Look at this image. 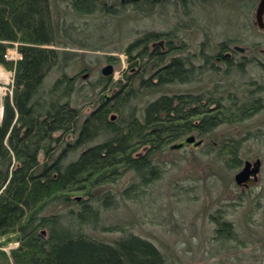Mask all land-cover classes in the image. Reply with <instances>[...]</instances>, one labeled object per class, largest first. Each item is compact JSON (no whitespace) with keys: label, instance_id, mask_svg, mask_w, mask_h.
<instances>
[{"label":"trees","instance_id":"trees-1","mask_svg":"<svg viewBox=\"0 0 264 264\" xmlns=\"http://www.w3.org/2000/svg\"><path fill=\"white\" fill-rule=\"evenodd\" d=\"M71 5L80 13L96 7L95 0H71ZM157 39L151 31L130 43L126 54L137 71L105 79L104 90L112 84L114 92L108 99L101 95L84 116L73 103L75 75L62 73L48 89L41 88L55 67L73 60L57 48L50 0H0V64L14 71L0 121V246L17 243L10 253L0 249L5 261L0 264L10 259L13 264H168L153 242L137 234L107 242L85 232V226L99 225L101 209L115 204L114 193L104 188L133 172L137 181L123 192L135 196L138 187L161 176L154 157L167 146L193 133L205 136L262 105L258 100L237 106L235 99L225 103L203 92L157 95L169 84L196 80L205 68L185 57L166 59L152 46ZM16 43L21 59L7 60ZM219 60L230 63L228 57ZM162 64L167 66L158 71ZM97 138L100 142L69 158ZM237 145L228 144L234 167L242 163ZM217 223L218 235H233L230 223Z\"/></svg>","mask_w":264,"mask_h":264},{"label":"rangeland","instance_id":"rangeland-1","mask_svg":"<svg viewBox=\"0 0 264 264\" xmlns=\"http://www.w3.org/2000/svg\"><path fill=\"white\" fill-rule=\"evenodd\" d=\"M133 1L95 0L92 13H80L71 0H50L57 48L73 53L69 55L73 60L55 67L41 88L48 89L62 73L75 75L73 103L85 116L101 95L110 97L114 92L112 84L104 90L105 79L116 81L137 71L128 62L130 43L145 32L162 31L172 33L177 47L172 56L205 68L196 80L169 84L157 95L203 92L225 103L235 99L237 106L258 100L262 106L205 136L193 133L202 140L197 148L167 146L154 157L161 176L138 187L135 196L123 192L137 181L133 172L109 183L104 189L114 193L115 204L101 209L99 225L85 226V232L107 242L137 234L153 242L168 264H264V30L254 24L260 0H169L160 8L153 0ZM235 46L245 52L234 50ZM221 53L230 54V63L219 60ZM6 55L10 61L21 59L18 44L9 47ZM108 65L113 73L104 76L102 69ZM0 67L9 74L7 80L0 79L1 121L14 71ZM97 142L100 139L79 147L69 158ZM228 144H238L241 166L234 167L229 159ZM258 158L262 161L258 181L248 187L237 185L234 177L244 162ZM39 160L44 161L42 152ZM218 220L231 224V237L217 234ZM15 247L12 242L0 249L10 253Z\"/></svg>","mask_w":264,"mask_h":264},{"label":"water","instance_id":"water-1","mask_svg":"<svg viewBox=\"0 0 264 264\" xmlns=\"http://www.w3.org/2000/svg\"><path fill=\"white\" fill-rule=\"evenodd\" d=\"M256 22L260 28H264V0H260L256 8ZM236 50L244 52L245 49L240 46H235ZM104 76H109L113 73V67L108 65L102 69ZM108 95L105 94V98L108 99ZM202 144V140H197L195 135L191 134L174 142L170 145L171 150H180L190 146L191 148H197ZM262 161L256 159L255 161H245L242 169L235 175L234 179L237 185L252 186L258 181V175L261 170Z\"/></svg>","mask_w":264,"mask_h":264},{"label":"flooded vegetation","instance_id":"flooded-vegetation-1","mask_svg":"<svg viewBox=\"0 0 264 264\" xmlns=\"http://www.w3.org/2000/svg\"><path fill=\"white\" fill-rule=\"evenodd\" d=\"M154 1V4L156 5V6H159V8L160 7H162L163 6V4L166 2V1H169V0H153ZM256 15V14H255ZM263 21H264V19H263ZM254 24H256V26L260 29V30H264V28H260L259 27V25L257 24V22H256V20H255V23ZM158 33V39L155 41V42H153L152 43V46L154 47V46H158L159 48H160V51L165 55V58L166 59H170V58H174V57H176V56H172V53H173V51L177 48L176 46H174L172 43H173V38H172V33L171 32H168V33H166V32H162V31H158L157 32ZM170 47H172L173 48V50L172 49H170ZM234 50H236L235 49V47H234ZM236 51H239V50H236ZM239 52H241V51H239ZM245 52V51H244ZM241 53H243V52H241ZM172 56V57H171ZM229 56H230V54L229 53H221V54H219V58L221 59V57H228L229 58ZM192 63V62H191ZM167 65L166 64H162L161 66H159L158 68H157V70L158 71H161V70H163V68L164 67H166ZM245 163V162H244ZM244 165V164H243ZM239 186H241V187H248V186H245V185H239Z\"/></svg>","mask_w":264,"mask_h":264},{"label":"bare ground","instance_id":"bare-ground-1","mask_svg":"<svg viewBox=\"0 0 264 264\" xmlns=\"http://www.w3.org/2000/svg\"><path fill=\"white\" fill-rule=\"evenodd\" d=\"M9 77V74L5 72L1 67H0V79H5L7 80Z\"/></svg>","mask_w":264,"mask_h":264},{"label":"built area","instance_id":"built-area-1","mask_svg":"<svg viewBox=\"0 0 264 264\" xmlns=\"http://www.w3.org/2000/svg\"><path fill=\"white\" fill-rule=\"evenodd\" d=\"M6 57H7V55H6Z\"/></svg>","mask_w":264,"mask_h":264}]
</instances>
